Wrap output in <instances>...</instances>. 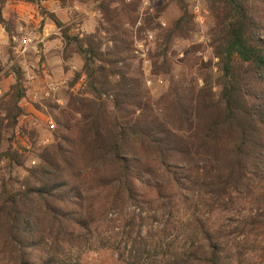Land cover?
<instances>
[{
	"label": "trees",
	"instance_id": "1",
	"mask_svg": "<svg viewBox=\"0 0 264 264\" xmlns=\"http://www.w3.org/2000/svg\"><path fill=\"white\" fill-rule=\"evenodd\" d=\"M11 1L0 0V25L12 42L4 18ZM57 1L95 7L101 20L76 35L41 9L66 58L82 60L76 82L84 76L85 84L65 106L49 105L53 142L33 168L10 138L28 93L23 69H11L15 83L0 105V172L7 163L26 175L17 189L0 176V264H80L87 247L116 230L115 214L129 217L123 264H264V0H206L212 59L193 45L179 69L176 41L191 40L197 25L187 0H170L178 17L150 53V74L168 80L159 97L136 43L168 5L138 27L143 0Z\"/></svg>",
	"mask_w": 264,
	"mask_h": 264
},
{
	"label": "rangeland",
	"instance_id": "2",
	"mask_svg": "<svg viewBox=\"0 0 264 264\" xmlns=\"http://www.w3.org/2000/svg\"><path fill=\"white\" fill-rule=\"evenodd\" d=\"M54 1L57 0L49 2L47 6L52 8L55 4ZM144 1H149V7L147 8L142 3L140 12L142 10L145 15L141 14L138 27L144 23L147 16H155L157 8L168 5L155 23L154 30H150L154 38L147 39L146 34L136 43L139 60L143 62L142 66L146 74L148 89L153 97H159L164 88L168 86V80L166 77L158 78L150 74L152 67L150 53L156 48V34L175 21L178 12L173 5H169L170 0ZM187 2L190 4L195 17L197 32L191 40L178 39L176 41L174 54L171 58L177 69L188 56L193 45H203L200 56H204L206 60L212 59V53L207 48V33L212 24L207 1L187 0ZM41 4L42 2L39 1L27 5L39 16L36 15L26 21L20 20L18 13L13 11V3L8 4L4 13L13 25L12 35L14 39L11 42L6 31L0 33V35L3 34L0 36V105L2 98L15 83L14 74L11 72L12 67L18 66L26 74L28 93L27 98L22 103L26 115L21 117L18 128L13 135H10V138L13 139L14 149L19 150L24 156L26 168L37 166L39 164L37 154H39L40 148L47 147L53 142L54 129H51L50 126L51 122L55 124V113L49 108V105L65 106L68 94L70 92L78 93L85 84L84 76L76 82L81 73L82 60L77 55L66 58L64 45L61 40L57 39V35H52V37L42 41L44 38L42 25L44 19L41 9L47 7ZM197 7L199 8L198 11ZM64 9L65 18L62 19V22L66 27L72 29V34L92 33L101 20V15L95 7L90 8L86 4L74 3ZM151 10L153 11L151 12ZM27 40H31V43H27ZM141 45L144 47L141 48ZM56 46L59 47L56 48ZM7 145L8 142L6 141L5 146ZM2 167L0 176H4L7 181L12 183L13 188H19V184L14 181H17L18 178L22 179L26 175V170L21 168L8 169L7 163H4ZM113 218L118 220L116 230H105L100 241L93 246L90 245L89 249L87 247L82 256L79 259L76 258V261L80 264H123L120 256L122 257L127 252L128 242L131 239V235L127 233L131 230L126 227L129 217L115 214ZM150 230L151 228L148 226L136 227L132 236L137 237L139 234L144 236Z\"/></svg>",
	"mask_w": 264,
	"mask_h": 264
},
{
	"label": "crops",
	"instance_id": "3",
	"mask_svg": "<svg viewBox=\"0 0 264 264\" xmlns=\"http://www.w3.org/2000/svg\"><path fill=\"white\" fill-rule=\"evenodd\" d=\"M53 0H41L42 4L47 8L44 9H49L48 11L51 13H55L61 21H63L62 19L65 18V9L62 8L61 3L59 1H54V6H52V8L48 7L47 4L49 2H51ZM13 3L12 8L14 12L18 13L19 18H21L20 20L22 21H26L29 18H33L36 15L39 16L38 13L33 12L27 5L30 4L28 2L22 1V0H18V1H11L8 4ZM33 13H32V12ZM36 13V14H35ZM32 14V17H30V15ZM4 18L6 20H9V18H7V15L4 13ZM54 29V30H53ZM50 32V33H49ZM0 33H5V29L0 25ZM43 33H44V38L42 39V41L47 40L50 36L52 37V35H57V39L61 40V43L63 44L62 39L60 38L59 34V29L57 28V26L52 23L51 21L46 22V24L43 26ZM0 36H3L0 35ZM59 46H56V48H58Z\"/></svg>",
	"mask_w": 264,
	"mask_h": 264
},
{
	"label": "built area",
	"instance_id": "4",
	"mask_svg": "<svg viewBox=\"0 0 264 264\" xmlns=\"http://www.w3.org/2000/svg\"><path fill=\"white\" fill-rule=\"evenodd\" d=\"M143 5H145L148 8L149 7V1H144ZM196 9H197V11L199 10L198 7ZM152 11L153 10H151V12ZM140 14H142L143 16L145 15V13L142 10H141ZM153 38H154L153 33L152 32H148L147 33V39H153ZM27 41H28L27 43H29V42L31 43V40H27ZM140 47L143 48L144 46L141 45ZM146 63H149V62H146ZM50 127H51V129H55V124L53 122H51V126Z\"/></svg>",
	"mask_w": 264,
	"mask_h": 264
}]
</instances>
